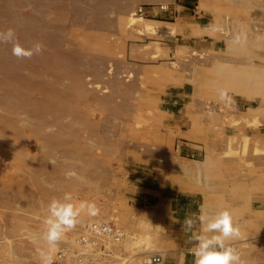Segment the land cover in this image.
I'll use <instances>...</instances> for the list:
<instances>
[{
	"label": "rangeland",
	"instance_id": "obj_1",
	"mask_svg": "<svg viewBox=\"0 0 264 264\" xmlns=\"http://www.w3.org/2000/svg\"><path fill=\"white\" fill-rule=\"evenodd\" d=\"M148 20L172 34L152 33ZM198 20L205 36L194 32ZM9 28L15 39L0 43V264H40L54 199L99 209L81 211L55 264H78L59 250H75L94 221L125 236L95 239L90 262L159 255L165 264L179 251L168 264H183L201 228L184 232L185 217L223 210L241 231L228 243L244 264H264V0H0V32ZM240 31L247 41L233 45ZM15 43L44 48L18 59ZM221 89L234 103L220 101ZM170 199L181 204L178 226L156 213Z\"/></svg>",
	"mask_w": 264,
	"mask_h": 264
},
{
	"label": "clouds",
	"instance_id": "obj_2",
	"mask_svg": "<svg viewBox=\"0 0 264 264\" xmlns=\"http://www.w3.org/2000/svg\"><path fill=\"white\" fill-rule=\"evenodd\" d=\"M217 31L220 29L217 28ZM15 39L14 29H7L0 32V43L11 42ZM247 41L246 33L240 31L233 35V45L242 46ZM44 46L36 43L31 48H25L19 43L13 45L12 53L18 59H30L33 55L40 54ZM219 99L222 102L234 103L226 89L219 90ZM21 126H27L29 118L26 115L20 117ZM47 132H54L53 127L46 129ZM70 193L64 195V201H71ZM87 209L88 214L96 216L99 209L94 202H82L79 206L60 200H52L48 207L50 215L45 219L46 232L42 234V239L47 248L39 249L40 264H55L54 255L58 242L65 238L68 231L74 229L79 223L81 211ZM196 221H199L200 234L195 235L193 246L189 249L194 258V264H244L240 253L228 242L241 237L239 226L234 222L230 211L223 210L215 215L209 216L203 211L188 215L183 221L182 230L191 233L194 230Z\"/></svg>",
	"mask_w": 264,
	"mask_h": 264
},
{
	"label": "built area",
	"instance_id": "obj_3",
	"mask_svg": "<svg viewBox=\"0 0 264 264\" xmlns=\"http://www.w3.org/2000/svg\"><path fill=\"white\" fill-rule=\"evenodd\" d=\"M160 8H167V5H160ZM137 13L143 15V10L140 7L136 9ZM101 236H108L113 241H119L125 236V231L119 225L105 221H94L89 223L82 232L76 237L77 248L72 251L69 255L75 259L78 264H97L90 262V255L93 252V245L95 239ZM61 255H67L69 253L67 249L61 248ZM159 255H154L148 258V261L158 260Z\"/></svg>",
	"mask_w": 264,
	"mask_h": 264
},
{
	"label": "crops",
	"instance_id": "obj_4",
	"mask_svg": "<svg viewBox=\"0 0 264 264\" xmlns=\"http://www.w3.org/2000/svg\"><path fill=\"white\" fill-rule=\"evenodd\" d=\"M125 1H132V0H125ZM179 5L183 9L190 8L188 2H182V3H179ZM171 12H172V10H168L166 12V15H167L166 17L171 16L170 15ZM173 13L175 14V9L173 10ZM200 15H204V13H202ZM151 19H153V18H151ZM149 22H152V30H153L152 33H154L156 35H159V36H163L161 31H165L164 34L167 35V36H170L172 34L171 30H170V32L168 31V33L166 34V29H165L166 27L158 24V22H156V21L153 22V20H151ZM192 24H195V23H192ZM187 27L188 28H186V30L188 32H190V31L193 32L192 28H190L189 25ZM193 28H194V32H197V34L202 33L201 34L202 36H205V34H206L205 32H209V30H208L209 27H208L207 21L206 22H201L200 20H198V24H195V27H193ZM143 30H146V26L143 27ZM158 208H159V210H161V212H156V213L159 214V215H163L162 218H164L167 221L169 220L170 224L178 226V221H181L182 220L181 218H183V217H181L183 215L181 210H180L181 204L178 203V200H172V199H170L169 201H167V200L166 201H162L161 200L160 204L158 205ZM149 252H151V251H149ZM149 254L151 255V253H149ZM173 254H174L175 257H180V252L179 251H173V252L171 251L169 256L165 257V260L167 258V260L165 261V264H168L171 261ZM133 258H134V256H133ZM128 260L131 261V258L129 257ZM146 264H149V263L146 262ZM154 264H162V262H160V263L157 262V263H154ZM183 264H194L193 258L191 259L190 254H188L187 252H184Z\"/></svg>",
	"mask_w": 264,
	"mask_h": 264
},
{
	"label": "bare ground",
	"instance_id": "obj_5",
	"mask_svg": "<svg viewBox=\"0 0 264 264\" xmlns=\"http://www.w3.org/2000/svg\"><path fill=\"white\" fill-rule=\"evenodd\" d=\"M139 14V13H138ZM140 15V14H139ZM142 16V15H141ZM63 249H67V250H70V249H68L67 247H62ZM72 251H74V249L73 250H70V251H68L69 253H67V257H70V258H72L69 254L72 252ZM160 260H161V257L159 256V258H158V260H154V261H148V263H157V262H160Z\"/></svg>",
	"mask_w": 264,
	"mask_h": 264
}]
</instances>
